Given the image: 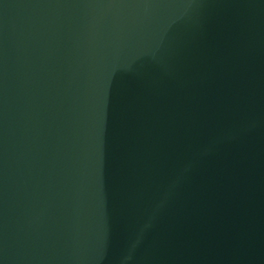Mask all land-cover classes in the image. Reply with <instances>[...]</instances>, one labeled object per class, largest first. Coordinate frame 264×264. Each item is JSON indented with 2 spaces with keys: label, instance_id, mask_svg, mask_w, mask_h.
I'll return each instance as SVG.
<instances>
[{
  "label": "water",
  "instance_id": "1",
  "mask_svg": "<svg viewBox=\"0 0 264 264\" xmlns=\"http://www.w3.org/2000/svg\"><path fill=\"white\" fill-rule=\"evenodd\" d=\"M0 264H264V0H0Z\"/></svg>",
  "mask_w": 264,
  "mask_h": 264
}]
</instances>
